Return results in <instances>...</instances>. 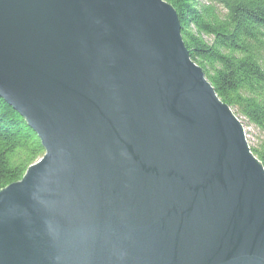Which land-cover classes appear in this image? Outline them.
Masks as SVG:
<instances>
[{
  "label": "water",
  "instance_id": "1",
  "mask_svg": "<svg viewBox=\"0 0 264 264\" xmlns=\"http://www.w3.org/2000/svg\"><path fill=\"white\" fill-rule=\"evenodd\" d=\"M0 98L45 151L0 264H264V166L166 1L0 0Z\"/></svg>",
  "mask_w": 264,
  "mask_h": 264
},
{
  "label": "trees",
  "instance_id": "2",
  "mask_svg": "<svg viewBox=\"0 0 264 264\" xmlns=\"http://www.w3.org/2000/svg\"><path fill=\"white\" fill-rule=\"evenodd\" d=\"M164 1L176 10L191 59L219 99L255 130L249 146L264 166V0ZM44 154L37 135L0 98V191Z\"/></svg>",
  "mask_w": 264,
  "mask_h": 264
},
{
  "label": "rangeland",
  "instance_id": "3",
  "mask_svg": "<svg viewBox=\"0 0 264 264\" xmlns=\"http://www.w3.org/2000/svg\"><path fill=\"white\" fill-rule=\"evenodd\" d=\"M244 128H245V132H246V136H247V140H248V144L253 145V143H255V135L256 132L253 128L247 127L243 124ZM249 133V134H248Z\"/></svg>",
  "mask_w": 264,
  "mask_h": 264
}]
</instances>
